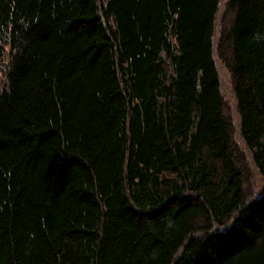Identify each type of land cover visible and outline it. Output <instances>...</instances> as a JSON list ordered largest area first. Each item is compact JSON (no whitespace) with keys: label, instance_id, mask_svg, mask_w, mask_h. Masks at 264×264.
Segmentation results:
<instances>
[{"label":"trees","instance_id":"1","mask_svg":"<svg viewBox=\"0 0 264 264\" xmlns=\"http://www.w3.org/2000/svg\"><path fill=\"white\" fill-rule=\"evenodd\" d=\"M247 163L264 0H0V264H264Z\"/></svg>","mask_w":264,"mask_h":264},{"label":"rangeland","instance_id":"2","mask_svg":"<svg viewBox=\"0 0 264 264\" xmlns=\"http://www.w3.org/2000/svg\"><path fill=\"white\" fill-rule=\"evenodd\" d=\"M221 85H222V93L223 98L226 102L228 112L231 113V116L234 119V122L236 120V116L234 115L235 112V106L233 101V96L231 92V87L229 83L228 77L224 75V73H221ZM234 140L240 142V138L235 135ZM235 141V142H236ZM238 143V142H237ZM239 144V143H238ZM247 160V159H246ZM248 171H249V178L244 184V189L248 191L249 193L258 194L259 192L263 191L264 189V181L260 178V176H257V172H255L250 164H248Z\"/></svg>","mask_w":264,"mask_h":264}]
</instances>
